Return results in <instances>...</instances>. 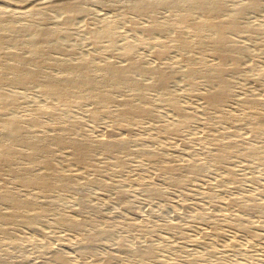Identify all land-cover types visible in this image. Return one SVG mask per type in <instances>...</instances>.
I'll list each match as a JSON object with an SVG mask.
<instances>
[{"label": "rangeland", "instance_id": "obj_1", "mask_svg": "<svg viewBox=\"0 0 264 264\" xmlns=\"http://www.w3.org/2000/svg\"><path fill=\"white\" fill-rule=\"evenodd\" d=\"M55 1L0 0V10L6 9L10 17L28 23L33 20L29 11L41 8L38 23L44 29L61 28L63 14L51 8ZM242 1L229 0V11ZM262 1L261 7L243 18L241 26L264 24ZM129 3L128 0H84L85 10L57 40L48 39V45L59 43L70 50L63 58L66 61L93 54L96 65L108 60L118 65L122 63L116 55L119 47L134 41L138 47L132 57L141 59L144 65H157L153 51L158 42L169 39L173 28L165 29L169 36L147 34L141 29L150 23L153 15L156 20H168L172 9L161 7L147 16L131 12ZM107 18L117 21L118 38L95 46L89 33L97 30L100 22ZM230 35L233 42L249 44L251 53L245 58L244 66L231 76L232 95L221 109L224 114L235 117L233 122H220L218 112L207 107L200 98L210 86L199 84L196 92L190 90L180 58L190 53L182 48L166 54L165 61H169L173 71L169 87L180 94V104L191 108L199 121L189 124L177 137L161 131V127L175 117L155 92L149 93L155 103L151 114L132 120L126 129H121L114 121L118 119V100L133 92L130 86L116 94L117 101L110 106L112 115L101 116L95 124L90 122L87 111L97 109L96 99L84 92L85 108L71 109L80 127L89 131L94 139L101 137L106 128L114 129L117 136L127 138L129 150L105 154L97 149L92 163L98 170L91 171L69 162L67 155L71 146L55 148L51 145L55 153L53 161L65 171H75L74 186L68 193L56 190L45 198L36 196L35 202L43 212L34 220H29L28 208L21 212L20 220L4 224V230L0 231V260L6 264H57L54 255L63 254L66 264H138L140 260L147 264H264V164L259 157L262 155H245L243 140L251 133L244 121L234 122L243 115L242 101L264 100V79L249 77L256 68L257 71L264 68V37L251 43L245 31ZM23 39L27 41L25 36ZM24 47L9 50L27 54L30 44ZM250 65H255V69ZM46 72L60 71L51 67ZM0 90L17 99L21 107L18 112L23 117L30 116L34 105L47 103L36 85L12 87L0 83ZM263 106L259 108L260 113H264ZM51 109L54 113L43 117L45 123L67 124L60 106L53 105ZM0 112H3L1 104ZM54 130L55 134L59 131ZM219 133H225L226 139H220ZM261 137L263 142L259 149L264 152V133ZM0 138H3L2 133ZM229 140L235 142L236 149L230 147ZM157 150V160L149 161L148 153ZM218 154L226 155L223 161L215 157ZM38 156L44 157L43 154ZM118 158L123 161L122 167L115 164ZM24 165V160H15L14 173L0 170V187L4 182L20 197H35V190L18 184ZM169 165L175 167L174 173H166ZM0 211L7 212L8 206L0 203ZM59 214L65 216L67 222H83L81 228L59 222ZM100 231L104 233L100 235Z\"/></svg>", "mask_w": 264, "mask_h": 264}, {"label": "bare ground", "instance_id": "obj_2", "mask_svg": "<svg viewBox=\"0 0 264 264\" xmlns=\"http://www.w3.org/2000/svg\"><path fill=\"white\" fill-rule=\"evenodd\" d=\"M83 1L56 0L53 3L51 8L63 14L59 23L61 28L44 29L38 23L39 15L43 12L41 8H33L31 12L29 11L33 20L28 23L10 17L6 9L0 10V69L2 70L0 83L12 87L36 85L40 94L47 100L46 105H34L30 116L23 117L18 112H21L19 110L21 107L17 99L0 90V104L4 112H0V134H3V138H0V170L14 173L13 162L24 160L25 165L21 167L18 175V184L36 192L35 197H20L13 187L2 183L0 203L7 205L8 211H0V231L4 230V224L20 220L21 212L28 208L29 220L40 216L43 209L36 204V196L41 195L45 198L56 190L68 193L73 188L75 171H65L53 161L55 153L51 145L71 146V152L67 155L69 162L82 166L83 170L91 171L98 170L92 163L97 149L105 154L116 151L128 152L127 138L117 136L114 129L106 128L101 137L94 139L89 131L80 127L71 109L80 110L85 105L84 92L96 99L97 109L87 111L90 122L95 124L101 116L108 118L112 115L110 106L117 101L116 94L126 86H130L133 92L130 96L118 100L120 106L118 119L114 121L117 126L125 129L132 120H141L151 114V108L155 107V103L153 104L149 93L155 92L156 97L169 106L175 117L169 124L163 125L161 131L170 137H177L182 130L190 126L189 124L199 121L197 114L191 108L180 104V94L169 87L173 71L170 70L169 61H165L166 54L173 49L182 48L190 53L186 58L180 57L184 65L182 71L190 90L197 91L199 84L210 86L209 91L201 93L200 98L207 107H212L218 112L217 118L220 122H233L235 117L224 114L221 109L232 95L231 76L237 73L242 65L244 66L245 58L251 53L247 46L249 44L233 42L229 35L245 31L251 43H255L260 36L264 37V24L254 26L248 23L249 25L244 27L240 25L249 12L263 5L262 0H243L232 11H229L231 9L229 0H154L149 3L143 0H128L129 10L137 14L148 16L161 7L172 9L171 13H173L168 16V20L159 21L153 18L154 15H150L152 16L149 17L150 23L142 26L141 29L147 34H160L165 33L169 27L173 28L170 36L165 33L169 39L167 37V40L158 42L155 50H152L155 61L159 62L157 65H144L140 62L141 59L138 61L132 57L133 51L138 47L134 41L126 42L119 47L118 52L116 51L117 57L122 60L118 65L110 60L96 65V57L93 54L66 61L64 57L70 50L59 43L50 46L47 40L56 39L57 36L62 35V31L71 27L75 17L85 10ZM99 26L97 30L89 33V39L95 46L99 47L104 42L112 43L118 38L117 21L110 18L103 19ZM24 36L27 38L26 42ZM26 43L30 44L27 54L9 50L24 47ZM204 56H207V59ZM51 67L60 72L47 73L46 71ZM97 68L101 73L97 72ZM251 76H255L257 80L264 79V68L258 71L256 68V72L249 75ZM242 103L245 105V109L242 107L243 115L236 117L239 120L234 122L244 121L251 133L243 140L246 143L243 151L248 157L262 155L259 157L264 164V154L259 149L260 142H263L261 136L264 133V113H260L259 108L264 105V100L260 101L256 98ZM53 105L61 107L62 113L67 118V124L58 123L53 126L44 122V116L54 113L51 109ZM5 112L9 113L5 114ZM57 127L59 131L56 130ZM53 129L58 132L55 134ZM218 136L220 139H226L225 133H219ZM228 144L233 150L236 149L234 141L229 140ZM39 154H43L44 157L39 158ZM158 156V150L149 152L148 160H157ZM225 156L218 154L215 157L218 161H223ZM115 164L117 167H122L123 161L120 158L115 159ZM165 169L166 173L176 171L172 165ZM58 221L75 229H80L83 224L80 221L67 222V218L61 214L58 215ZM101 233L104 232L100 231L99 234ZM99 234L95 233V236ZM43 246L46 248L47 244L44 243ZM122 249L126 248L122 247ZM65 259L66 256L63 254L54 255L57 264H66ZM0 264L6 263L0 260ZM138 264L147 263L140 260Z\"/></svg>", "mask_w": 264, "mask_h": 264}]
</instances>
